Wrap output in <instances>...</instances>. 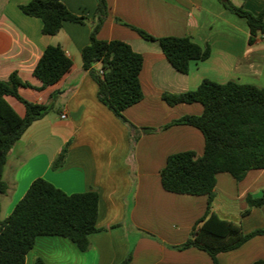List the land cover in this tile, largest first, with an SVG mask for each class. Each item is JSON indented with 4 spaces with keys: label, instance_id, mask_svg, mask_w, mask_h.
<instances>
[{
    "label": "crops",
    "instance_id": "crops-1",
    "mask_svg": "<svg viewBox=\"0 0 264 264\" xmlns=\"http://www.w3.org/2000/svg\"><path fill=\"white\" fill-rule=\"evenodd\" d=\"M31 1L0 0V80L17 73L32 86L21 88V96L38 104L53 102L54 110L15 144L4 180L8 192L19 200L38 178L69 195L97 192V227L103 230L90 236L91 248L84 253L65 238L39 237L26 264H35L38 258L46 264H121L129 254L130 264H213L203 251L173 248L184 244L205 216L207 196L170 193L161 181L169 156L192 151L202 157L205 150L204 136L197 128H162L185 116H199L204 108L200 103L170 106L163 95L194 91L204 80L264 89V36L250 44L247 20L227 11L218 0H107L108 16L97 38L125 42L144 60L140 74L144 98L124 116L139 129L158 130L142 134L133 144L128 127L99 101L98 85L83 69L82 51L90 44L99 0H62L86 23L66 22L55 36L44 35L42 20L20 10ZM231 1L254 15L264 9V0ZM133 28L155 39L189 36L202 47L210 45L211 57L191 62L189 73L182 74L157 41L144 39ZM49 46H60L73 66L57 84L39 90L42 83L34 70ZM6 100L25 117L21 102L11 96ZM61 155L64 166L53 171L52 164ZM263 195L264 169L250 171L241 182L222 173L217 176L213 211L223 220L240 224L246 234L261 230L264 206L252 208L246 216L243 212L249 209V197ZM259 260L264 261V236L218 256L220 264Z\"/></svg>",
    "mask_w": 264,
    "mask_h": 264
},
{
    "label": "trees",
    "instance_id": "trees-1",
    "mask_svg": "<svg viewBox=\"0 0 264 264\" xmlns=\"http://www.w3.org/2000/svg\"><path fill=\"white\" fill-rule=\"evenodd\" d=\"M230 13L247 20L253 44L259 35L264 36V9L254 15L231 0H218ZM26 16L43 22V34L55 36L66 22L85 24L86 19L72 14L62 0H32L20 6ZM108 16L107 0H99L90 44L82 51L83 69L98 85V99L129 129L130 141L136 143L142 134L157 129H139L128 121L124 112L144 98L140 74L144 60L122 41H102L97 38ZM129 26V25H127ZM131 27V26H129ZM132 28V27H131ZM144 39L157 41L170 64L182 74H188L191 62L206 61L211 57L210 45L204 47L189 36L155 39L143 30L135 29ZM100 64V68H95ZM73 61L60 46L46 48L34 70L41 81L39 90L57 84L72 68ZM21 88H32L17 73L7 81L0 80V196L9 186L4 171L9 153L27 130L54 110L53 102L38 104L27 101L20 94ZM11 96L26 109L20 117L8 103ZM170 106L200 103L201 115L185 116L162 129L188 125L200 130L205 139L202 157L194 152H182L168 157L161 171L165 191L192 196H207L205 216L195 225L188 240L176 250L198 249L207 253L213 264H220L219 254L235 251L257 236H264V229L244 233L240 224L221 219L214 211L217 176L230 174L237 182L243 181L253 170L264 169V89L236 82L219 84L204 80L198 89L179 95L164 94ZM65 156L61 155L52 170L63 168ZM249 209L264 206L261 198H248ZM0 203V264H26L27 255L39 237L58 236L71 241L81 252L91 248L90 236L102 231L97 227L99 194L95 191L67 194L43 178L36 179L25 196L16 204L12 213L1 220ZM132 255L121 264H130ZM35 264H46L38 258ZM253 264H264L263 260Z\"/></svg>",
    "mask_w": 264,
    "mask_h": 264
},
{
    "label": "rangeland",
    "instance_id": "rangeland-1",
    "mask_svg": "<svg viewBox=\"0 0 264 264\" xmlns=\"http://www.w3.org/2000/svg\"><path fill=\"white\" fill-rule=\"evenodd\" d=\"M46 131L44 130V133ZM47 133H45L46 135ZM65 152L66 150L63 149ZM9 181V179H7ZM19 197L15 195V193L7 192L5 195L0 196V203H1V220H5L12 212V210L15 208L16 204L19 202ZM10 212V213H9Z\"/></svg>",
    "mask_w": 264,
    "mask_h": 264
},
{
    "label": "built area",
    "instance_id": "built-area-1",
    "mask_svg": "<svg viewBox=\"0 0 264 264\" xmlns=\"http://www.w3.org/2000/svg\"><path fill=\"white\" fill-rule=\"evenodd\" d=\"M66 116L64 115L63 118H65Z\"/></svg>",
    "mask_w": 264,
    "mask_h": 264
}]
</instances>
